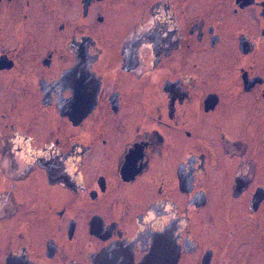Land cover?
I'll use <instances>...</instances> for the list:
<instances>
[{"label": "flooded vegetation", "instance_id": "flooded-vegetation-1", "mask_svg": "<svg viewBox=\"0 0 264 264\" xmlns=\"http://www.w3.org/2000/svg\"><path fill=\"white\" fill-rule=\"evenodd\" d=\"M0 264H264V0H0Z\"/></svg>", "mask_w": 264, "mask_h": 264}]
</instances>
